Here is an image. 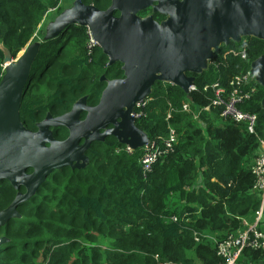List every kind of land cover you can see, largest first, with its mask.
<instances>
[{
	"label": "trees",
	"instance_id": "trees-1",
	"mask_svg": "<svg viewBox=\"0 0 264 264\" xmlns=\"http://www.w3.org/2000/svg\"><path fill=\"white\" fill-rule=\"evenodd\" d=\"M83 1L101 9L111 4V0ZM59 2L0 0V43L14 57L21 55ZM87 30L74 25L42 43L21 107L28 128L37 130L48 112L59 116L70 111L85 95L90 105H97L106 87L102 76L123 77L122 63L109 67L100 47L89 54ZM243 47L248 59L228 53ZM263 53L264 40L257 37L224 45L209 69L195 75L196 90L190 92L193 107L211 104L214 89L205 91L206 85L228 86L235 75L248 73L251 62ZM4 58L0 49V81ZM255 86L257 93L241 104L259 114L256 132L251 133L223 119L217 107L201 112L205 126L182 110L167 119L170 103L182 107L188 95L177 85L157 81L146 98V116L138 118L137 125L152 140L165 138L169 125L175 127L179 138L175 152L145 176L143 148L129 153L114 136L94 144L88 151V167L66 166L53 172L29 201L17 207L18 215L0 226V238L6 239L0 246V264H155L158 255L176 264L221 263L216 242L206 237L197 240L196 235H212L221 242L258 215L261 198L253 190L250 168L264 138V87L257 82ZM54 135L62 140L69 131L61 127ZM199 177L203 183L192 187ZM17 193L10 181L0 184V211ZM172 216L178 219L171 220ZM263 260L264 250L246 248L238 264H264Z\"/></svg>",
	"mask_w": 264,
	"mask_h": 264
},
{
	"label": "water",
	"instance_id": "water-1",
	"mask_svg": "<svg viewBox=\"0 0 264 264\" xmlns=\"http://www.w3.org/2000/svg\"><path fill=\"white\" fill-rule=\"evenodd\" d=\"M148 10L149 15H141ZM156 14L164 18L159 20ZM45 24L43 37L18 57L0 43L5 55L0 81V184L8 180L18 190L0 211V226L18 215L17 207L29 201L53 172L66 166L88 167V151L94 144L114 136L133 150L146 146L149 133L132 115L137 104L152 94L157 81L181 87L190 98L195 75L209 69L224 45L241 43L245 37L264 40V0H111L106 9L74 0ZM74 25L89 28L108 57V66L122 63L124 75L102 76L106 87L97 105H89L85 95L62 115L48 112L32 130L21 119V107L34 79V62L44 41ZM249 74L264 87V53L251 62ZM61 127L69 131L62 140L54 135ZM4 242L0 238V246Z\"/></svg>",
	"mask_w": 264,
	"mask_h": 264
},
{
	"label": "built area",
	"instance_id": "built-area-1",
	"mask_svg": "<svg viewBox=\"0 0 264 264\" xmlns=\"http://www.w3.org/2000/svg\"><path fill=\"white\" fill-rule=\"evenodd\" d=\"M66 3L67 0H60L59 5L50 9L47 15L49 16L51 13H56V11ZM87 36L89 40V54L94 55V50L97 46L99 47V44L94 40L93 34L89 28L87 30ZM228 53H233L236 56L240 55L241 58L248 59V53L245 47L239 49L232 48ZM256 82L255 77L248 72L246 74L235 75L229 81L228 86H224L220 82H216L213 85H206L204 90H208L211 87L214 89V98L212 99L211 104L200 108L197 111H193L189 103H184L182 111L192 113L195 118H198L202 111H209L211 107H217L220 109V114L223 119L234 121L240 125H245L247 131L254 133L257 129L259 114L243 109L241 104L257 93L258 88L255 86ZM193 90H196V86L192 87V91ZM147 103L148 99L139 102L132 115L137 119L146 116L145 106ZM176 110L179 109L171 105L167 114V119H170ZM177 141L178 133L174 127H170L169 134L165 138L150 140L145 146L144 154L141 158L145 176L153 170L154 165L158 161L175 152ZM127 151L132 153L133 149L127 147ZM250 169L255 177L253 190L258 192L261 198L260 210L255 221H250L251 223L244 221V229L229 235L221 242H218L212 235H196L197 240L206 237L211 238L216 242L218 255L223 259L219 264H238L246 248L264 250V230L260 228L264 216V138L260 139V149L258 155L254 158ZM177 219L178 217L176 216L171 217V220ZM157 264L176 263L169 260H163L161 257L157 256Z\"/></svg>",
	"mask_w": 264,
	"mask_h": 264
},
{
	"label": "crops",
	"instance_id": "crops-1",
	"mask_svg": "<svg viewBox=\"0 0 264 264\" xmlns=\"http://www.w3.org/2000/svg\"><path fill=\"white\" fill-rule=\"evenodd\" d=\"M192 91V90H191ZM206 91V90H205ZM184 103H189L190 105H191V107H192V109H193V111H197L198 109H200V108H194L193 107V105H192V102H191V100H190V98H188V100L187 101H184L183 102V104ZM183 104H182V107H183ZM171 105L172 106H174L172 103H170V107H171ZM174 107H176V106H174ZM182 107H176V108H178L179 110H182ZM168 111H169V109H168ZM203 112V111H202ZM205 112H207V111H205ZM188 113V112H187ZM190 115H192V117H193V119L196 121V122H198L201 126H205V123L203 122V120H202V115L200 116L199 115V117L198 118H195L194 116H193V114L192 113H189ZM201 114V113H200ZM167 118V117H166ZM220 121V120H219ZM216 122H217V120H216ZM221 122V121H220ZM222 123V122H221ZM243 126V128L245 129V125H242ZM170 127H173V126H171V125H169V129H170ZM175 128V127H174ZM156 139V138H155ZM179 139V138H178ZM150 140H152L151 138H150ZM178 142V141H177ZM126 147H125V149H126V151H127V147H129V146H127V145H125ZM144 148H145V146L143 147V150H144ZM121 149L119 148L117 151H120ZM134 151V150H133ZM128 152V151H127ZM130 153V152H129ZM143 153H144V151H143ZM203 183V180L201 179V177H199V178H197L196 179V181L194 182V184H193V186L192 187H198L199 185H201ZM260 210V209H259ZM256 219V218H255ZM255 219L254 220H252V221H255ZM263 222H264V216H263V218H262V224L261 225H263ZM260 225V226H261ZM159 257H161L160 255H158ZM162 258V257H161ZM155 259H156V263L155 264H157V256L155 257ZM163 259V258H162Z\"/></svg>",
	"mask_w": 264,
	"mask_h": 264
},
{
	"label": "rangeland",
	"instance_id": "rangeland-1",
	"mask_svg": "<svg viewBox=\"0 0 264 264\" xmlns=\"http://www.w3.org/2000/svg\"><path fill=\"white\" fill-rule=\"evenodd\" d=\"M73 2H74V0H67V3H66L65 5L70 6ZM63 6H64V5H63ZM67 6H66V7H67ZM55 15H57V14H56V13H51L49 16L47 15V17H46V19L44 20V22H48V20H49L50 18L54 17ZM45 25H46V24H43V26H42V27H43L42 30L40 29L41 26L38 28V31H37V33H36V39H37V38H41V37H43V35H44V28H45ZM177 143H178V142H177ZM176 145H177V144H176ZM176 145H175V146H176ZM245 221L251 223L250 220H248V219H246ZM260 228H261L262 230H264V222H263V225L260 226Z\"/></svg>",
	"mask_w": 264,
	"mask_h": 264
},
{
	"label": "flooded vegetation",
	"instance_id": "flooded-vegetation-1",
	"mask_svg": "<svg viewBox=\"0 0 264 264\" xmlns=\"http://www.w3.org/2000/svg\"><path fill=\"white\" fill-rule=\"evenodd\" d=\"M89 104V103H88ZM90 105V104H89ZM91 106H94V105H91ZM86 114V113H85ZM85 114H84V116H85Z\"/></svg>",
	"mask_w": 264,
	"mask_h": 264
}]
</instances>
